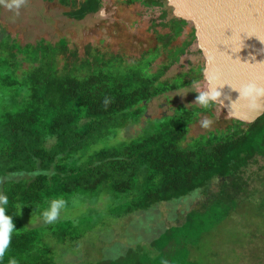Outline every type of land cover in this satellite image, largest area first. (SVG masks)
<instances>
[{"label": "trees", "instance_id": "trees-1", "mask_svg": "<svg viewBox=\"0 0 264 264\" xmlns=\"http://www.w3.org/2000/svg\"><path fill=\"white\" fill-rule=\"evenodd\" d=\"M101 6L102 0H85L69 15L83 19ZM193 37L197 38L195 28ZM3 38L0 84L7 88L3 99L8 98L0 101V192L9 198L10 214L16 215L21 205L47 204L73 192L96 190L105 182L116 191L138 195L127 213L149 212L155 205L179 201L199 189L204 202L157 238L163 241L169 234L183 241L195 234L192 225L197 230L202 227L199 235L206 233L251 200L246 173L256 156H264V113L253 122L233 120L226 129L190 140L191 125L201 113H212L216 105L208 110L179 106L172 115L150 120L155 124L148 121L138 139L91 152L90 145L99 138L138 122L153 98L201 79L206 64L189 79L187 73L162 79L172 64L163 63L151 71L157 49L126 69L122 62V70L89 60L91 70L84 75L82 69H58L57 55L68 50L64 38L55 45L40 40L26 46L10 35ZM169 44L166 41L164 47ZM24 63L29 67L24 69ZM12 91L20 105L12 103ZM255 193L259 194L257 188ZM13 219L17 229L4 264L12 258L17 264H53L50 250L39 245L41 231L24 227L19 215ZM183 253L189 256L190 250Z\"/></svg>", "mask_w": 264, "mask_h": 264}, {"label": "rangeland", "instance_id": "rangeland-1", "mask_svg": "<svg viewBox=\"0 0 264 264\" xmlns=\"http://www.w3.org/2000/svg\"><path fill=\"white\" fill-rule=\"evenodd\" d=\"M84 1L28 0L15 18L12 12L0 6V47L7 35L22 46L35 45L40 40L55 45L64 38L68 50L57 55L58 69L61 72L82 69L84 75L91 70L89 60L96 66L102 63L108 69L122 70V62L126 69L127 65L142 62L146 53L153 54L152 51L157 49L159 54L151 71L158 70L163 63L172 64L162 79L186 73L189 79L206 64L205 52L193 37L196 22L180 23L171 0L154 3L147 0H102L98 11L83 19L72 18L69 12ZM168 34L171 37L168 38ZM166 41L170 44L165 48ZM28 67L29 64L24 63L23 68ZM206 86L203 76L186 87L153 98L138 122L99 138L90 145L91 152L138 139L144 135L148 121L172 115L179 106H199L193 105L198 96L193 90ZM4 94L7 95V88L0 84V101L8 98L3 99ZM15 95L12 91V103L20 105L21 100L14 98ZM232 109L234 112L219 104L212 113H201L191 125L188 139L226 129L237 120L233 116L235 113L252 114L251 109L238 107V103H233ZM205 118L213 121L207 129L200 125ZM246 178L250 183L251 200L206 233L199 235L197 232L202 227L197 230V226L192 225L196 232L185 237V242L169 234L163 241H157V238L176 222L185 221L187 211L199 207L206 199L205 195L195 200L189 198L187 202L184 198L173 203L163 202L148 209L149 212L135 209L127 213V208L133 205L138 195L135 191H116L110 182H105L93 191L67 194L63 198L68 202L67 212L55 225L45 224L41 217L48 203L21 205L19 221L24 227L41 231L39 245L47 247V252L50 250L53 264H99L105 261L107 264H111L109 261L120 264H264V156L255 157ZM255 188L259 194L255 193ZM76 235L81 236L76 238ZM186 248L190 250L189 256L183 253Z\"/></svg>", "mask_w": 264, "mask_h": 264}, {"label": "water", "instance_id": "water-1", "mask_svg": "<svg viewBox=\"0 0 264 264\" xmlns=\"http://www.w3.org/2000/svg\"><path fill=\"white\" fill-rule=\"evenodd\" d=\"M171 5L176 17L196 22V39L205 52L206 67L211 57L220 72V105L229 110L232 103L246 107L237 100L236 88L249 81L264 85V0H171ZM263 113L252 110L251 115L233 116L250 123Z\"/></svg>", "mask_w": 264, "mask_h": 264}, {"label": "clouds", "instance_id": "clouds-1", "mask_svg": "<svg viewBox=\"0 0 264 264\" xmlns=\"http://www.w3.org/2000/svg\"><path fill=\"white\" fill-rule=\"evenodd\" d=\"M28 3V0H0V6L5 7L13 13V18L20 15V11ZM204 78L207 81V86L203 89L193 90L198 93L196 101L193 105H199L203 109H211L214 105L222 104L220 97L222 92L218 81L220 80V72L215 66V61L210 57L208 67L203 70ZM239 91V98L237 100L244 101L248 108L253 111L264 110V104L261 100L264 99V85L257 81H249L236 88ZM108 103V100H105ZM233 104V103H232ZM232 105L231 110L232 111ZM213 123L210 119H203L200 121L201 127L207 129ZM199 196V189L193 190L190 197H185V202L190 198L195 200ZM24 206V205H23ZM22 206H20L16 215L9 213V198L4 193L0 192V264H4L5 256L12 244L13 234L16 231L14 223V216L21 214ZM68 209V202L63 198L52 199L46 208L41 212V217L45 224L55 225L60 222L62 214H66ZM64 218H67L66 215ZM31 222V221H30ZM8 264H17L14 258L8 260Z\"/></svg>", "mask_w": 264, "mask_h": 264}, {"label": "bare ground", "instance_id": "bare-ground-1", "mask_svg": "<svg viewBox=\"0 0 264 264\" xmlns=\"http://www.w3.org/2000/svg\"><path fill=\"white\" fill-rule=\"evenodd\" d=\"M246 107H248V106H246Z\"/></svg>", "mask_w": 264, "mask_h": 264}]
</instances>
